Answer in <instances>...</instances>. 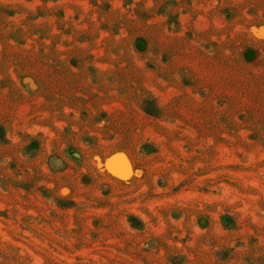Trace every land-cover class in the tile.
Listing matches in <instances>:
<instances>
[{
    "label": "rangeland",
    "instance_id": "374dc122",
    "mask_svg": "<svg viewBox=\"0 0 264 264\" xmlns=\"http://www.w3.org/2000/svg\"><path fill=\"white\" fill-rule=\"evenodd\" d=\"M0 264H264V0H0Z\"/></svg>",
    "mask_w": 264,
    "mask_h": 264
},
{
    "label": "water",
    "instance_id": "95a60500",
    "mask_svg": "<svg viewBox=\"0 0 264 264\" xmlns=\"http://www.w3.org/2000/svg\"><path fill=\"white\" fill-rule=\"evenodd\" d=\"M122 157V159L124 158V160L127 161V158L124 154L122 153H115L113 155H111L108 159H107V162H106V167H107V170L110 172V173H122V171H120L117 167V164H118V161L119 159Z\"/></svg>",
    "mask_w": 264,
    "mask_h": 264
}]
</instances>
